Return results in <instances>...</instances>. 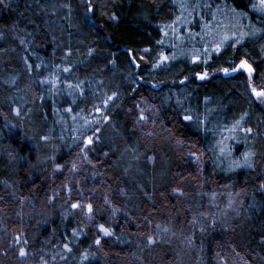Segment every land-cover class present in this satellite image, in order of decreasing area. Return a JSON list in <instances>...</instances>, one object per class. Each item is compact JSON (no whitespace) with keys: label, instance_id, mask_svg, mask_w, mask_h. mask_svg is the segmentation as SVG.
Wrapping results in <instances>:
<instances>
[{"label":"trees","instance_id":"1","mask_svg":"<svg viewBox=\"0 0 264 264\" xmlns=\"http://www.w3.org/2000/svg\"><path fill=\"white\" fill-rule=\"evenodd\" d=\"M258 6L0 0V264H264ZM224 11L243 37L218 33ZM241 61L252 78L231 76ZM237 121L252 166L230 171L245 152L216 134Z\"/></svg>","mask_w":264,"mask_h":264},{"label":"rangeland","instance_id":"2","mask_svg":"<svg viewBox=\"0 0 264 264\" xmlns=\"http://www.w3.org/2000/svg\"><path fill=\"white\" fill-rule=\"evenodd\" d=\"M257 9H259V6L257 7ZM221 13L222 14L219 13L220 15H218L216 13L215 20H216V22L222 20L221 21L222 27L221 26L219 28L217 27L218 33H220L222 38L223 39H226V37L229 38L231 36L230 34L232 33V31H239L240 35L243 37L244 33L241 30L242 25L240 24V21H239V19L241 17L239 15L233 13V12H230V11H224ZM210 32H213V29ZM231 39H239V38H237V36L235 37V35H234V37ZM247 65L251 68L250 73L245 68H240V67L236 68L237 69L236 71H231V72L229 70L228 71L230 72L232 77L237 75L240 71H242L247 77L252 78L254 75V71L248 63H247ZM250 84H253V83H250ZM253 89H256L257 91H262V89L259 86L254 85V84L251 85V88H250V92L252 94L253 99L258 101V102H261L263 98H258L254 94ZM63 98H64V96H61V100H65ZM66 110L68 113L67 114L68 121L65 122L67 127H70V125L72 126V123H75L81 119V117L74 115V113L70 112V110H72L71 108L69 110V108L67 107ZM89 127L90 128L98 127L99 130H97V133L98 134L102 133V129L100 128V123L97 122V120L86 122V125L83 123L82 125L77 127V132L81 133L83 130L88 129ZM224 132H226L225 135L223 134ZM224 132L220 131L216 134V138L218 139L219 145H221V147L224 149L223 154H225L229 159H231V157L233 155L236 156V159H239L238 157L244 152H245V154H248L247 158H246V156H245V158L241 157L242 160H240V161H236V160L234 162L228 161V163H229L228 169H230V171H237V170L248 168L247 164L252 165L251 157L253 154V150L251 148H249V150H247L248 148H247V146H245L246 144H248V135H251L252 131L248 132V131H246V129L243 130V123L240 122L238 126L234 125V127L231 130H226ZM221 137H223V139H221ZM43 138H45V137H43ZM48 139H53V134ZM84 140H88L87 135L84 137ZM245 148H246V150H245Z\"/></svg>","mask_w":264,"mask_h":264},{"label":"snow or ice","instance_id":"3","mask_svg":"<svg viewBox=\"0 0 264 264\" xmlns=\"http://www.w3.org/2000/svg\"><path fill=\"white\" fill-rule=\"evenodd\" d=\"M182 7H183V5H182ZM253 7L255 8L256 5H253ZM88 10L91 11V8H89ZM258 10L264 12V0H259V9H258ZM227 38H228V37H226V39H227ZM239 67H240V68H245L247 71H249V73L251 72V68L247 65V63H246L245 61H241ZM236 70H237V69H235V68L233 69V71H236ZM223 71L227 74L228 69H223ZM206 75H207V74L205 73V76H206ZM200 78L203 79L204 76H201ZM253 92H254V94H255L258 98H264V91H257L256 89H253ZM109 99H111V97H109ZM141 119L143 120L144 117L142 116ZM185 119L190 120L191 117L186 116ZM239 123H240V122L237 121V126L239 125ZM233 130H234V129H233ZM246 131L251 132V129H246ZM89 143H91V139H90V138H89ZM223 151H224V149L221 148V152H222V153H223ZM247 155H248V154H245L246 157H247ZM247 166H248V167H251L252 165H251V164H247ZM262 187H264V186H262ZM72 207H73V208H77V207H81V205H79V204H73ZM87 209H88V212H89V213L92 212V206H91V204H89V205L87 206ZM157 227H159V226H157ZM100 230L104 233L105 236L111 235V232L109 231V229L105 228L103 225H100ZM164 231H167V229H164ZM189 242H191V241L189 240ZM96 243L99 244L100 241L97 240ZM148 243H149V244H152V243H155V241H154L151 237H149V238H148ZM65 247H67V246H65ZM20 255H21V256L25 255V252L23 251V249H21Z\"/></svg>","mask_w":264,"mask_h":264}]
</instances>
